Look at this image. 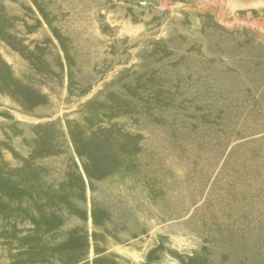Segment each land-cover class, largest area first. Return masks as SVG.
Here are the masks:
<instances>
[{
    "label": "rangeland",
    "instance_id": "374dc122",
    "mask_svg": "<svg viewBox=\"0 0 264 264\" xmlns=\"http://www.w3.org/2000/svg\"><path fill=\"white\" fill-rule=\"evenodd\" d=\"M0 264H264V0H0Z\"/></svg>",
    "mask_w": 264,
    "mask_h": 264
}]
</instances>
